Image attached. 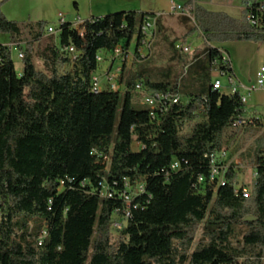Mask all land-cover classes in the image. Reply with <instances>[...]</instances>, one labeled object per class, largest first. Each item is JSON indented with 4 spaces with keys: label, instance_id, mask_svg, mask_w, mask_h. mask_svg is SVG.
Here are the masks:
<instances>
[{
    "label": "trees",
    "instance_id": "trees-1",
    "mask_svg": "<svg viewBox=\"0 0 264 264\" xmlns=\"http://www.w3.org/2000/svg\"><path fill=\"white\" fill-rule=\"evenodd\" d=\"M9 1L0 0V33L12 39L0 45V264H264V133L249 152L255 168L249 198L236 193L233 166L224 184L208 181L211 155L222 150L228 131L234 138L233 122L244 114L240 95L214 90L212 83L181 99L178 81L155 83L139 72L125 78L126 62L119 76L123 91L106 85L93 93L102 52L120 47L128 54L135 40L133 65L141 60V27L155 14L132 11L85 20L83 35L63 23L58 46L42 54L48 73L36 69L30 50L17 73L11 46L23 44V29L3 15ZM187 4L192 10L182 20L193 23L187 35L198 32L207 46L190 65L197 77L233 76L231 63L211 44H264V0H241L240 19L194 0ZM27 28L35 41H54L44 23ZM71 46L75 61L66 52ZM67 64L71 71L61 72ZM139 82L180 101L165 110L135 109L132 91ZM127 212L128 225L112 242L113 220H125ZM240 228L245 233L234 247Z\"/></svg>",
    "mask_w": 264,
    "mask_h": 264
},
{
    "label": "rangeland",
    "instance_id": "rangeland-1",
    "mask_svg": "<svg viewBox=\"0 0 264 264\" xmlns=\"http://www.w3.org/2000/svg\"><path fill=\"white\" fill-rule=\"evenodd\" d=\"M171 1L185 6L189 12L192 10V6L187 4L190 0L187 3L185 0H10L2 6V13L8 20L20 24L23 29V44L20 47L11 46V56L16 71L20 73L23 68V60L18 57L19 53L25 54L27 50H30L33 53L36 69L39 72L48 73L42 54L47 47L51 45L58 46L59 44L58 34L54 36V41L49 40L47 37L35 41L30 35L31 30L27 28L28 25L35 26L38 23H44L45 36H48L47 29L49 27L55 30L60 28V14L65 18V22L70 24H74L79 19L84 21L92 18L90 13H92L93 17H103L118 12L130 11L136 12L139 17L142 14H164V16H167L172 14ZM205 1L211 2L213 8L217 9L216 11L231 12L234 16H240L241 14L240 0ZM230 1H233L231 8L224 6ZM192 25L193 23L191 22H184L180 15L164 17L159 26L156 27L150 49L146 46L141 48V53L138 52L139 55L144 57H141V60L136 62V67L133 65L136 52V41L134 40L130 46V54L126 62L125 78H129L130 75H134L136 78L137 72H139L142 74V79H148L155 83L167 82L173 85L178 81L181 99L193 94H199L216 80H220L222 83L221 92L229 94V80L227 77L219 76L218 72H213L210 80H206L202 77H197L199 71L190 70V65L200 59L207 48L205 41H202V36L198 32L187 35ZM11 41L10 35L0 33V45L9 46ZM183 45L191 48L188 54H184L179 48ZM227 49L236 61L235 66L239 78L249 84L250 80L254 78L252 74L257 68L261 67L264 57L262 55L259 56L258 50L254 49V47L227 45ZM100 56L103 58V62L100 63L95 76L100 79L102 86L105 88L106 78L104 75L111 66L109 61L110 54L102 52ZM186 62H188V65L184 68L183 66ZM121 66H123L122 61H119L112 67V71H116L121 76ZM71 69L72 64H67L61 68V72H70ZM144 98L145 95L136 92V90L132 91L133 107L135 109L144 108L142 103ZM251 98L248 108L252 109L255 114L246 113V116H259L262 118L260 123L255 127L236 130L234 138H232L234 130L228 131L222 148L228 156L226 160L227 167L233 166L237 172L236 188L248 187L250 191H252L255 179V168L250 164L249 152L254 147L255 141L264 133V90L254 92ZM123 100L122 97L121 103H123ZM190 130L191 127L186 128V132ZM133 149L138 150L139 146L134 144ZM124 222L121 217L117 216L114 218L111 228L112 242H116L120 238V230L115 225L124 224ZM202 233L201 228L196 234L193 250L202 240ZM244 233L245 231L242 228L237 230L236 237L232 241L234 247L240 244ZM243 262L244 260H241V263Z\"/></svg>",
    "mask_w": 264,
    "mask_h": 264
},
{
    "label": "built area",
    "instance_id": "built-area-1",
    "mask_svg": "<svg viewBox=\"0 0 264 264\" xmlns=\"http://www.w3.org/2000/svg\"><path fill=\"white\" fill-rule=\"evenodd\" d=\"M263 9V7H262ZM171 12L173 14H179V15H184V16H189L190 12L187 10V8L185 6L182 5H178V4H172L171 6ZM162 16V14H156L154 17H146L144 20V24L141 27V31L144 35V39L142 41V45L139 48V51L141 53V48L146 47L150 49V45H151V40L155 35V30H156V21L157 19H159ZM60 18V25H62L63 23H65V18L60 14L59 15ZM249 23L253 26H257L259 24L258 19L253 16V15H249L248 17ZM84 24H85V20H81L79 19L77 22H75L74 24H72L73 28H75L77 31L80 32L81 35H83L84 32ZM60 32V28L58 30H55L52 27H49L47 29V33L48 35H56L59 34ZM181 49V51L184 54H188L191 51V48L187 45H183L182 47H179ZM67 54L70 56L71 61H75L76 58L78 57V53L76 51V49L71 46L69 48L66 49ZM129 54H125L123 52V50L119 47L117 48L111 55L109 58V61L113 64L115 62H119L122 61V63L127 62V59L129 57ZM223 54V60L225 63H229L230 59L228 57V55L222 51ZM142 57H144L143 55H141ZM21 60H23L24 58V53H19L18 56ZM98 62H103V58L100 56L98 58ZM219 76L222 77H227L229 80V89H230V93L228 95H235V94H239L241 97V101L242 104L244 106L247 105V101H248V97L253 94L254 92H258V91H263L264 90V66L260 67L257 72H256V76H255V82L249 86H243L241 85L239 82H237V80L234 78V76H230L229 74H224V73H219ZM106 85H107V89L114 91V92H119L121 91V84L119 83V74H117V72L109 70L106 73ZM222 88V83L220 82V80H216L213 83V89L217 90V91H221ZM104 87L101 84L100 79L94 75V77L92 78V92L93 93H99L101 91H103ZM136 91L140 94L145 95L144 101L142 102L143 105L155 110V109H161V110H165L166 106L169 102H173V103H178L180 101V97H174L170 94L167 93H159V92H154L149 90L148 88H146L143 83L139 82L136 85ZM152 117H154V113L151 114ZM257 122H260L259 118H256L254 116H246V110H244V114L237 117L235 119V121L233 122L232 127L234 129H244V128H248V127H254L256 125ZM227 160V154L225 152V150H221L220 152L211 155V170H210V174L208 177V181L210 183L215 182L216 180H218V184H224L225 183V179H224V172L227 168V166L225 167L223 164L224 162ZM179 168V163L175 162L172 166V169L176 170ZM206 179L204 177H199L198 182L199 183H203L205 182ZM143 190V186H139V190L140 192H142ZM241 190L242 195L244 198H249L251 196V191L249 190L248 187H241V188H237L236 193L239 194V191ZM125 199L127 201V203L130 205V198L125 195ZM130 217V213L127 212L125 215V222L128 221V218ZM124 222V223H125ZM124 224H116L115 227L119 230L122 229ZM45 234V233H44ZM42 239L43 237L40 238V245L42 244Z\"/></svg>",
    "mask_w": 264,
    "mask_h": 264
},
{
    "label": "crops",
    "instance_id": "crops-1",
    "mask_svg": "<svg viewBox=\"0 0 264 264\" xmlns=\"http://www.w3.org/2000/svg\"><path fill=\"white\" fill-rule=\"evenodd\" d=\"M186 1V3L189 1V0H185ZM195 2L196 3H198V4H200V5H202L203 7H205L207 10H209V11H213V12H219V11H216L217 9L216 8H213V4L211 3V2H207V1H205V0H195ZM233 3V1H230L229 3H227V4H225L224 6H226L227 8H231L232 6H231V4ZM171 4H176V2H174V1H171ZM240 5H241V0H240ZM172 6V5H171ZM223 13H226V14H228V15H230L231 17H233V18H235V19H240L241 17H242V6H241V14H240V16H234L231 12H223ZM172 15H179V14H170V15H165L164 16V14H162V16L159 18V20H160V22H161V20L164 18V17H169V16H172ZM180 16H182V17H185L184 15H180ZM90 17H93V15H92V13H90ZM199 39V38H198ZM202 41H204L203 40V38H202ZM227 45H238V46H243V47H254V49H256V50H258V52H259V56L260 55H262V57H264V44L263 45H257V44H255V43H253V42H232V43H227V44H225V43H214V44H211V46H213V47H216V48H219L220 50H222V51H224L227 55H228V57H229V59H230V63H231V65H232V69H233V76H234V78L236 79V80H239V83L241 84V85H243V86H249V84H253L254 82H255V76H256V72H257V70L259 69V68H257L256 70H255V72L252 74V76L254 77L253 78V80H250V83L249 84H247L245 81H243V80H241L240 78H239V74H238V72H237V70H236V66H235V60H234V57L230 54V52L228 51V49H227ZM263 47V48H262ZM263 49V50H262ZM261 52H262V54H261ZM116 63H118V62H115V63H113V64H111V66H110V68H109V70L110 69H112V67L116 64ZM262 65H261V67L262 66H264V61L261 63ZM122 67V66H121ZM123 69V68H122ZM121 72H122V70H121ZM104 77L106 78V74L104 75ZM239 78V79H238ZM245 84H247V85H245ZM106 87V86H105ZM124 88H125V85L123 84L122 85V88H121V91H123L124 90ZM251 96H252V94L248 97V101H247V105L245 106V110H246V113L247 114H255L253 111H252V109H249L248 108V106H249V104H250V102H251V100H252V98H251ZM254 117H256V118H259L260 120L262 119L261 117H259V116H254ZM228 157V156H227Z\"/></svg>",
    "mask_w": 264,
    "mask_h": 264
},
{
    "label": "water",
    "instance_id": "water-1",
    "mask_svg": "<svg viewBox=\"0 0 264 264\" xmlns=\"http://www.w3.org/2000/svg\"><path fill=\"white\" fill-rule=\"evenodd\" d=\"M124 225L127 226L128 225V222H125Z\"/></svg>",
    "mask_w": 264,
    "mask_h": 264
}]
</instances>
